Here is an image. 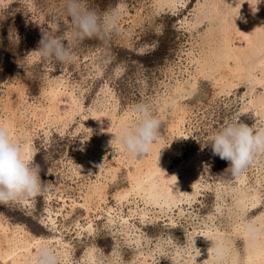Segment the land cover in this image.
Segmentation results:
<instances>
[{"label": "rangeland", "instance_id": "1", "mask_svg": "<svg viewBox=\"0 0 264 264\" xmlns=\"http://www.w3.org/2000/svg\"><path fill=\"white\" fill-rule=\"evenodd\" d=\"M163 1L83 0L98 14L118 12V31L105 41L92 38L74 42L73 25L64 8L65 0H0V124H10L19 131L17 142L20 145L26 133L31 134L34 162L40 167L43 185L42 193L35 198L0 204V254L14 243L12 238L21 230L28 240L35 238L44 243L56 236L67 241L71 244L72 264H84L88 248L95 252L99 260L96 264H148V260L141 263V258L147 256L144 253H156L158 244L164 245V250L161 259L159 253L154 254L155 264H168L175 249L185 257L189 247L193 246L194 251L201 248L206 226H216L232 241L231 246L239 257L238 264L245 261V245L234 226L245 221L256 225L257 216L264 218V154H258L242 173L233 174L226 169L228 161L213 154L211 144L207 142L237 114L248 110L254 112V106L244 107L251 97L254 100L262 97L263 89L253 86L249 92V75L246 73L239 78L236 64L242 65L247 54L241 55L237 48L233 52L227 49L230 57H222L221 65L212 59L216 50L217 54L223 55L228 46L247 49L245 41L238 38L235 31L224 38L218 19L209 20L203 16L204 9L209 12L210 8L211 11L216 8L213 14L215 18L220 17L227 11L226 0H217L215 6H212V0H185L173 9ZM252 9L256 7L245 9V18ZM261 14L260 21L264 19V12ZM246 20L242 18L238 28L244 26ZM58 26L77 59L53 66L36 50L42 34H54ZM205 64H209L208 67ZM253 70V73H259V69ZM60 81L63 90L52 98L50 88ZM179 84L189 89L185 95L183 89L178 88ZM141 101L150 103L154 114L162 121L153 144L160 139L164 147L174 153L166 168L168 177L173 165L186 162L191 154L198 153L197 157L202 161L197 169L198 182L202 183L199 193L194 195L190 208L183 205L187 208L180 216L177 209L166 211L168 214L153 212L151 206H144L133 194L128 195L129 202L118 203L115 198L129 187L128 171L134 172L133 168L138 166L144 168L143 158L149 156L148 152L133 157L123 148L124 151L119 153V146L112 138L119 118L128 113L126 124L134 123L130 106ZM71 105L73 109H70ZM47 109H57L64 117L58 119L54 113L46 115L44 110ZM33 111L37 118L31 114ZM180 118L184 122H177ZM238 176L245 179L248 189H256L259 194L258 205L242 216H237V199L233 197L241 188L247 190V186L235 182ZM101 187L102 194L98 195ZM188 189L194 191L193 183ZM88 191L91 196L87 212L84 202ZM72 201L78 205L71 207ZM108 206L117 211L113 214L115 224L112 227L106 221L104 211ZM134 206L138 213L147 211L145 224H140L139 214L129 218V225L131 228L136 225L133 229L140 235V248L143 247L140 256L138 246H133L131 239L127 245L117 230L120 226H116V214H127ZM49 212L54 215L55 227L49 221ZM90 218L93 219L92 235L83 229ZM169 219L173 221L171 224H168ZM48 245H52L60 259L58 242L53 239ZM31 251L36 254V244ZM19 258L16 257L17 263L6 260L3 264H20Z\"/></svg>", "mask_w": 264, "mask_h": 264}, {"label": "bare ground", "instance_id": "2", "mask_svg": "<svg viewBox=\"0 0 264 264\" xmlns=\"http://www.w3.org/2000/svg\"><path fill=\"white\" fill-rule=\"evenodd\" d=\"M184 1L185 0H165L162 3L167 4L168 7H170V9H173L176 6L183 4ZM261 1H263L262 4H261ZM216 2H217V0H212V6H215ZM256 3H257V0H226V5H227L226 10L227 11L223 12L220 17L218 16L215 18L214 14H213L216 11V8L214 11H211L212 8H210L209 12L207 10L205 11V9H204L203 10V13H204L203 16L206 17V19L208 18L209 20H211V18H213V17H214L213 18L214 20L218 19L219 25L222 26L221 30L224 32V36H225L224 38H226V37L228 38V37L232 36L233 31H235V33L237 34V37L244 40L246 43V47H247V49L245 50V49H241V46H232V47L228 46V48H225V53H223V55L219 51H218L219 53L217 54V52H216L217 50H216L214 52V57H212V59L215 58V60L217 61V64L221 65V61H219V60L222 57H225V58L230 57L229 51L233 52V50H235L236 48H237V51H239L241 55L247 54V56H245V59H243V61H242V65L238 63V64H236L237 67L236 68L234 67L235 69H238V72L240 74V75H238V74L237 75L239 76V78L241 77V75L246 74V73H247V75H249V77L247 79L249 92L251 91V89H253L251 87L260 86L263 89V93H264V19L262 21H260V18L262 16V14L260 15V12H262V13L264 12V0H260V2L257 5H256ZM197 4H200L199 1L197 2ZM253 5L256 7V9H252L251 12H249V14H247L248 17H246V18L248 19V21L246 20V22H245L246 26L244 25L241 28H238L237 24L240 23V21H242V18L246 19L244 16L245 15L244 14L245 9H247V7H249V6L252 8ZM200 7L202 8V6H200ZM221 8H222V6H221ZM205 12H208L209 14L205 15ZM197 18H201V17H197ZM221 19H223V21H221ZM199 22H201V21H199ZM210 22L211 21H209V23ZM216 23H217V21H216ZM262 23H263V26L260 25ZM255 25H258V26L255 27ZM217 26H218V24H217ZM248 26H250L251 29H249ZM247 29H248V31H247ZM215 30H217V29H214V31ZM249 30H251V31H249ZM217 32H218V30H217ZM252 33H254V35H252ZM209 35H211V34H209ZM217 35H218V33H217ZM228 42H229V40H228ZM224 44H225V42H224ZM227 49H229V51ZM249 53H251V54L249 55ZM241 55H240V57H241ZM212 56H213V54H212ZM238 56H237V59L239 60ZM194 59L197 60L196 58H193V60ZM208 59H211V58H208ZM212 59H211V61H212ZM206 60H207V57H206ZM201 62H202V60H201ZM205 65H207V64H205ZM208 65H207V67H208ZM219 65H217V66H219ZM234 66H235V63H234ZM219 67H221V66H219ZM255 68L259 69L258 74L253 73V71H254L253 69H255ZM61 81L59 82V84H56L55 86L50 88V94L52 95V98L57 96V94H59L63 90L62 89L63 86H61V84H60ZM193 84H194V82L190 83L191 87L194 86ZM178 88L183 89L182 94H184V95L187 91H189L188 88H186L180 84L178 85ZM177 94H179V93H177ZM178 96H176L177 99H178ZM70 97H71V95H70ZM170 101H172V100H170ZM170 101H168V102H170ZM168 102H165V103H168ZM251 106H254V108H253L254 112H249V110L248 111L245 110L246 112H243V110H242V112H243L242 116H241L242 121L245 124H248L251 122L252 124L257 123L261 126H264V95L262 97H259L257 100L256 99L254 100L251 97L247 101V104L245 105L244 108H248V107L250 108ZM73 108L74 107H72V105H71L70 109H73ZM35 111L31 112V114L35 118H37V113ZM57 111H58L57 109H47V111L44 110V113L46 115L54 113L53 116L57 117L58 119L64 117V116H61V114ZM66 111H64V112L66 113ZM102 115H104V113ZM128 116H129V114L127 113V114H125V117L118 119L119 125L117 126L118 128H116V130L114 129L115 131L112 135L113 136L112 138H114L115 135L121 129V127L124 126L129 121ZM83 118H85V117H83ZM65 119H66V117H65ZM177 122L181 123V122H184V120H182L180 118ZM43 123H45V122H43ZM9 125H7L5 127H7L9 129V134L13 137V139L18 141L17 135L19 134V131L14 130V128L11 127L12 125L11 126H9ZM38 126H40L39 123H38ZM41 126H43V125H41ZM173 126H175V125H173ZM49 127H50V125H49ZM43 130H44V128H43ZM46 131L47 130L45 129V132ZM177 132H179V131H177ZM26 135L27 136L24 139V141L22 142L21 147H22L23 151L25 152V154L32 156L34 153V148L31 145V140H32V138H30L31 134L28 132V133H26ZM44 135H45V133H44ZM162 143L163 142H161L159 139L156 145L153 144L151 146V148L149 150L148 158L147 157H145L146 159L143 158V160L145 161V163H144L145 167L144 168H140L138 166L137 168H133V169H135L134 172L128 171L129 172L128 173L129 174V187L126 188L125 190L123 189V191H121L117 195H115V198H116L118 203H122L124 201L129 202L128 195L133 194V195H135L134 198L137 199V197H139L141 199V200L139 199L142 202L141 204H143L144 206L145 205L151 206L154 209L153 212H158L159 214L164 212V213L168 214L166 211L170 212V211H173V209H177L178 210L177 214L180 216V215H182L183 210L187 208V207L186 208L184 207L185 205H187L189 208L191 207V205L193 203L192 199H194V197H195L194 195L199 191V187H200L199 185L200 184L202 185V183L199 184V182H198L199 175H198V171H197L198 167L202 164V161L197 157L199 155L198 153L191 154L189 156V158H187L186 162H183L182 164L173 165V168L170 170V176L168 177L166 175L167 174L166 168L171 161L170 157L173 156L174 153H173V151L166 149L163 145L164 143L163 144ZM118 150H119V153H121V151H124V150H122V148L120 146H119ZM133 164H135V163H133ZM203 165H204V163H203ZM141 166H143V165H141ZM116 168H117V166H116ZM117 171H118V169H117ZM178 174H180V175H178ZM235 182L239 183L240 185H244V186L246 184V186H247V190H245V187L243 189L241 188V190H239L237 192L239 194L236 195L235 198L233 196H231V197H233L234 200L237 199L235 202L237 204L236 208L241 213L240 214L238 212L237 216L238 215L242 216L244 214V212H246L249 208L251 209L254 206L258 205V202H259L258 201L259 200L258 195L259 194L257 193L258 191L256 189H248L250 187L247 185V183L245 182V179H243L242 177L238 176L236 178ZM190 183H193V189H194L193 192H191L188 189V185ZM98 189L99 188L95 189L94 191L97 192ZM101 190H102V187L99 189L100 192H98V195L102 194ZM232 190L234 192V189H232ZM237 193H235V194H237ZM90 196L91 195L88 191L87 196H86L87 198L85 199V202H84L85 203L84 206H85L87 212L90 209V207L87 206V203H89L88 198H90ZM216 196L218 199L220 198L219 194H217ZM99 198L103 199V197H99ZM75 204L78 205V202L72 201V204H70V206L74 207ZM135 204H136V202H135ZM136 206H137V204H136ZM136 206H134V208H132L129 211V213H127V214H119V213L116 214V216L118 217L116 226H118V225L120 226V228H118L117 230L119 231V234H121L120 238L123 239L124 242H127V245L128 244L130 245V243H131V244H133V246H138V253L140 256V253L141 252L143 253V251H141V248H143V247L140 248V245H141L140 235H139V233H136V231H137L136 229H133V228H137L136 225L133 226V228H131V226L129 225V218L134 216V215L139 214L138 218H139L140 224H143V223L145 224V220H146L145 215H147V211H146V209L143 208L144 210L143 211L141 210V212L138 213L136 210V208H137ZM217 207H218V205H217ZM104 211H105L106 218H107L106 221H108L112 227V225L115 224V219L113 217L115 215H113V214L117 213V211L112 206H108L107 208H105ZM219 211H220V209H219ZM49 213H50L48 216L49 221L51 224H53L52 227H55L54 215L51 212H49ZM88 216H90V215H88ZM171 218H172V216H171ZM257 218H259V219H257ZM257 218H255L254 221H256V219L258 220V224H256L258 226H256L253 223H250L249 221L243 222L244 224L242 223V225H240V226H237L236 224H235L236 227L234 226L235 232H239L241 238L243 239V243L245 245L243 255H245L246 258H245V261L243 262V264H264V218H261V215L257 216ZM132 219H134V218H132ZM92 220L93 219L90 218L89 221L87 222L86 226H83V229L84 228L86 229V231H87L86 234H88V235H92L91 234V231L93 230ZM169 221L170 222L168 224H171L173 222L172 219L171 220L169 219ZM249 225L253 229L251 232L247 228V226H249ZM213 226H215V225L213 224ZM206 227H205L206 229L203 231V234H202V238H203L202 239V241H203L202 245L203 246L201 248H199L201 250L195 249V251H194V250H192L193 246H191L187 250V255H185V257H183L182 254L179 253L178 250L176 251V249H175V252L172 254L171 259H169L167 261V263L168 264H238L239 257L236 254V250L234 248H232V246H231L232 241H230L229 238H226L223 231L218 229L216 226L214 228H211V226H206ZM112 230H113V228H112ZM19 233H18V235H15L12 238L14 243L10 244L7 247V249H5V251L0 254V264H3V262L6 260H12V262H16V260H17L16 257H20L19 258V260L21 261L20 264H33L34 263L35 252L31 251V247L34 244H36V250H37L38 246L42 242L41 241L39 242L35 238H33V240H28L25 237V235L22 234L21 230L19 231ZM132 234H133V236H132ZM114 235H116V234H114ZM53 239H55L56 242H58V244H59L57 251L60 253L59 254L60 259L66 261L68 264H72L73 262H71V259H70V246H71V244L69 245L68 242L64 241V240L61 241L62 238L56 237V236L48 238L46 241H44V244H46V243L49 244L50 240H53ZM126 239H127V241H126ZM129 239H131L130 243H128ZM49 246L51 247L52 245H49ZM123 246H124V244H123ZM163 247H164V245H159V244L156 247V249H157L156 253H159L160 259H161V252L164 250ZM156 253H153L151 251L144 253V255H147L146 257H148V258H146L144 256L145 258L144 259L141 258L142 260L140 262L143 263L144 261L146 262V260H148V262H147L148 264H155L156 261H155L154 254H156ZM29 255H30V257L28 258ZM96 258L97 257H96L95 252L92 249L88 248L86 251L85 257H84V260H86V262H84V264H96L95 261L99 262V260H97Z\"/></svg>", "mask_w": 264, "mask_h": 264}, {"label": "clouds", "instance_id": "3", "mask_svg": "<svg viewBox=\"0 0 264 264\" xmlns=\"http://www.w3.org/2000/svg\"><path fill=\"white\" fill-rule=\"evenodd\" d=\"M259 2L257 0L256 5ZM64 8L73 25L74 42L92 38L105 41L118 31V12L98 14L83 0H65ZM36 51L53 66L77 59L60 34L59 26L54 34H42ZM130 111L134 114V123L122 126L114 139L118 146L137 157L149 152L162 121L148 102H137L130 106ZM241 114L225 123L207 142L211 144L213 154L228 161L226 169L233 174L242 173L258 154H264V126L245 124L239 119ZM42 191L40 167L34 162V155L25 154L20 143L9 134V129L0 124V204L35 198ZM247 228L250 232L253 230L250 225ZM34 264H61V261L49 245L42 243L38 246Z\"/></svg>", "mask_w": 264, "mask_h": 264}]
</instances>
